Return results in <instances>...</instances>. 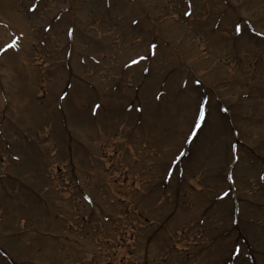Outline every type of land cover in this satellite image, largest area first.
Returning a JSON list of instances; mask_svg holds the SVG:
<instances>
[{"label": "rangeland", "instance_id": "rangeland-1", "mask_svg": "<svg viewBox=\"0 0 264 264\" xmlns=\"http://www.w3.org/2000/svg\"><path fill=\"white\" fill-rule=\"evenodd\" d=\"M12 40L0 264H264V0H0Z\"/></svg>", "mask_w": 264, "mask_h": 264}, {"label": "snow or ice", "instance_id": "snow-or-ice-1", "mask_svg": "<svg viewBox=\"0 0 264 264\" xmlns=\"http://www.w3.org/2000/svg\"><path fill=\"white\" fill-rule=\"evenodd\" d=\"M30 11H35V9H30ZM187 15H190V13H186ZM235 31L236 33L239 35L241 32V29L239 27V25L235 26ZM69 36H72L73 33L72 32H68ZM153 47H155L153 45ZM18 51V42L16 40H12L10 42H7L6 44H4L3 46H0V55H4L7 54L9 51ZM143 59V58H142ZM133 64L139 63V61L137 60H133L132 61ZM207 118V113H206V109L203 106H198L197 108V112L194 115V119H193V123H192V128L195 130H199L201 127L204 126V123L206 121ZM191 134V133H190ZM182 155V154H181Z\"/></svg>", "mask_w": 264, "mask_h": 264}]
</instances>
